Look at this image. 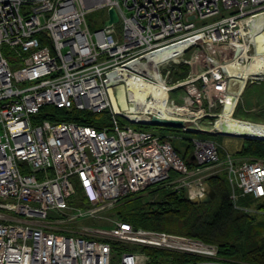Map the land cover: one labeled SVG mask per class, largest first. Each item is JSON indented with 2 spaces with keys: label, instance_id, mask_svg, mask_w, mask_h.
<instances>
[{
  "label": "built area",
  "instance_id": "built-area-1",
  "mask_svg": "<svg viewBox=\"0 0 264 264\" xmlns=\"http://www.w3.org/2000/svg\"><path fill=\"white\" fill-rule=\"evenodd\" d=\"M111 9L119 22L92 31L88 17L107 10L108 21ZM223 10L232 12L197 26ZM262 34L264 0H0V264H152L137 251L115 260L113 243L224 264L217 262L216 245L116 219L101 223L123 200L161 183L199 202L209 178L221 171L234 208L264 217V203L241 204L264 201V160L238 156L243 136L264 141V123L238 119L259 129L228 135L223 164L217 142L193 137L188 165L174 147L181 136L138 128L158 115L118 112L114 100L132 80L135 89L142 87L137 81H162L173 114L168 120L184 124L172 129L220 136L221 120L235 115L247 85L264 81V53L257 50ZM179 66L189 74L173 81ZM252 66L261 69L251 72ZM44 106L107 112L109 125L40 121ZM77 186L85 207L72 202Z\"/></svg>",
  "mask_w": 264,
  "mask_h": 264
},
{
  "label": "trees",
  "instance_id": "trees-1",
  "mask_svg": "<svg viewBox=\"0 0 264 264\" xmlns=\"http://www.w3.org/2000/svg\"><path fill=\"white\" fill-rule=\"evenodd\" d=\"M185 71L179 79H185L188 76L189 68L187 67ZM249 87L250 85H247L245 91ZM238 107L234 117L240 119L236 116ZM37 119L74 122L102 129L109 125L110 117L107 112L92 113L76 108L44 106L37 115ZM138 128L151 129L149 126H138ZM173 131L176 130L173 129ZM202 136L210 138L212 135L202 134ZM174 147L187 164L191 165V147L183 152H180L175 145ZM238 156L264 160V141L246 140ZM209 186L215 191V198L202 203L189 200L183 191L171 190L164 183L158 184L154 186L155 189L152 187L146 191L152 199H145L146 193H141L123 200V205L121 203L113 210L115 219L132 224L137 229L189 237L216 245L219 250L217 260L219 263L264 264V217L234 208L224 171L210 177ZM250 201V199H243L241 204L249 205ZM72 202L78 207L87 206V203L81 200L78 186L77 195ZM118 244L113 243L115 251L116 248L118 250ZM123 251L144 253L152 258V264H200V262L210 261L207 258L200 259L142 245L134 246V248L126 246L121 250Z\"/></svg>",
  "mask_w": 264,
  "mask_h": 264
},
{
  "label": "rangeland",
  "instance_id": "rangeland-1",
  "mask_svg": "<svg viewBox=\"0 0 264 264\" xmlns=\"http://www.w3.org/2000/svg\"><path fill=\"white\" fill-rule=\"evenodd\" d=\"M120 2L123 3V0H120ZM231 12L232 11L223 10L221 12V14L218 16L212 17V18L207 19V20H201V21L196 20L195 22H196L197 26H202L205 24L215 22L224 16H228L229 14H231ZM107 18H108L107 10H100V11L92 13L88 17L89 24H90L92 31L99 30L100 28L104 27ZM117 27H119V26H117ZM189 56H190V52H188L186 54V58H188ZM186 68H187V66H185V67L179 66V67L175 68L171 74V79L173 81H176L177 79L182 77V75L186 72L185 71ZM176 74H179V76L178 75L176 76ZM174 96H176V94ZM121 105H122V107L124 106L123 104H121ZM238 105H239V107H238L239 109H238L236 116L239 117L240 120H244V121L247 120V121L254 122V123H264V81L250 85V87L242 93ZM208 121L209 120H207V122ZM206 124H208V123H206ZM131 126H134V125L131 124ZM207 126L209 127V125H207ZM150 128L154 131V133L158 137L169 136V135H173V134H177V135L181 136L183 139L175 142V146L179 149L180 152L181 151L183 152L188 147H191L190 139H192L195 136L202 137V135H200V134L176 132V131H173L172 128L165 127V126H157V127H150ZM210 139L214 140L215 142H217L219 144V147H220V149H219L220 164H223L226 161L224 146L230 145V142L228 141L227 136L214 135V136H211ZM238 141L241 142L239 139H238ZM242 149H243V146L241 147V150ZM155 188L156 187H154L153 189H155ZM153 189H151V190H153ZM144 197H145V199H152L147 195V193L144 195ZM249 199L251 201H250L249 205H247V206L250 209H256L261 204L264 203V201H262V200L254 201L251 198H249ZM123 203L122 204L120 203V204L123 205ZM104 217L108 218V219H106V220L104 219L103 221H105L106 223L102 222L101 224H110L111 223L110 220L115 219V214L113 211L107 212V213H105ZM91 223H92V220L81 221L79 224L80 225H86V224H91ZM139 245H141V244H139ZM126 246H130L131 248L132 247L134 248V246H137V245H135V244L133 245L131 243H119L118 244V250L116 248V251L114 253L115 260H117L120 257L121 250ZM142 246H147V245H142ZM147 247H150V246H147ZM154 249H159L162 251H167V252H172V253H180L177 250H171V249H164V248H154ZM185 255H190V254H185ZM190 256H194V255H190ZM194 257H197L200 259L204 258L203 256H194ZM208 262H210V261H208ZM200 264H205V263L200 262Z\"/></svg>",
  "mask_w": 264,
  "mask_h": 264
},
{
  "label": "bare ground",
  "instance_id": "bare-ground-1",
  "mask_svg": "<svg viewBox=\"0 0 264 264\" xmlns=\"http://www.w3.org/2000/svg\"><path fill=\"white\" fill-rule=\"evenodd\" d=\"M188 44V42H185L180 47H185ZM257 50L258 53H264V34H262L257 39ZM167 54V51L165 50L162 53L156 54L154 56V60H159L162 57H164ZM169 54V53H168ZM264 69V66L261 67ZM260 66L256 67H250L251 72H255L259 69H261ZM157 76V75H155ZM241 84H244V81L242 80L240 82ZM137 84L139 85V89L134 88V80L130 82L127 86H120L118 88V99L114 100V106L116 111L118 112H126L129 113L128 115L133 116L134 113L138 114L139 112L143 113H153L155 115H158L160 118L163 119H171L173 116L172 114V108L169 107L166 103L167 99V93L165 92V89L163 87V82L160 81L159 84H145L142 82L140 85V82L137 81ZM129 90V92H128ZM144 91V92H143ZM152 95L155 99L152 103H148L146 101V98ZM129 97V99H128ZM129 101H131V104L129 105ZM123 104L124 106L122 107ZM222 128L221 130H227V132H239V133H252V131H257L259 129V126H255L252 124H246L240 122L237 118L225 116L222 120Z\"/></svg>",
  "mask_w": 264,
  "mask_h": 264
},
{
  "label": "water",
  "instance_id": "water-1",
  "mask_svg": "<svg viewBox=\"0 0 264 264\" xmlns=\"http://www.w3.org/2000/svg\"><path fill=\"white\" fill-rule=\"evenodd\" d=\"M109 16H110V19L108 21H106V23H105L106 25H112V24H116L119 22L118 13L116 12L115 9H111L109 11ZM143 123L145 125H148L151 127L165 126V127H169V128H175V129L183 128V126H184L183 122L180 120L160 119V118H157L155 116H152L150 121H143ZM191 132H194V131H191ZM228 135L235 136L234 133L227 132L226 128H225V130H223L220 133V136H228ZM243 137L246 140H255V139H252L251 137H248V136H243ZM192 159H193V156H192ZM215 195H216L215 191L210 188L207 195L204 198H202L199 202H202V203L209 202L215 198Z\"/></svg>",
  "mask_w": 264,
  "mask_h": 264
}]
</instances>
